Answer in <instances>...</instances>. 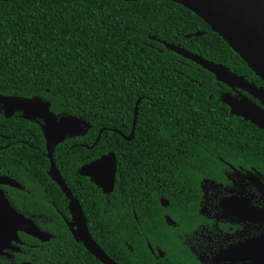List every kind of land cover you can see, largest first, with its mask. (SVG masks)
I'll return each mask as SVG.
<instances>
[{"label":"trees","instance_id":"obj_1","mask_svg":"<svg viewBox=\"0 0 264 264\" xmlns=\"http://www.w3.org/2000/svg\"><path fill=\"white\" fill-rule=\"evenodd\" d=\"M163 41L256 80L204 20L175 2H0V95L40 97L53 113L90 123L86 134L60 143L53 158L70 188L79 182L81 194L76 196L90 231H109L98 233L104 236L103 242L97 238L98 244L123 264L138 260L125 243L142 246L143 235L155 227L149 209L160 196L170 197V188L195 187L216 173L221 159L232 163L246 159L264 172V130L232 116L220 100L226 85L168 50ZM138 100L135 136L127 142L114 130L130 135ZM14 139L27 145L8 146ZM108 152L117 156L118 173L114 192L105 200L78 170ZM37 165L42 169L34 168ZM49 165L42 123L22 112L6 117L0 106V175L34 171L57 187L47 175ZM155 165L161 166L157 173ZM20 235L27 254H19L15 262L0 257V264H75L70 246L58 245L56 237L42 243ZM81 248L92 264H102Z\"/></svg>","mask_w":264,"mask_h":264},{"label":"flooded vegetation","instance_id":"obj_2","mask_svg":"<svg viewBox=\"0 0 264 264\" xmlns=\"http://www.w3.org/2000/svg\"><path fill=\"white\" fill-rule=\"evenodd\" d=\"M243 77L257 87L264 88V83L259 77H256V80L247 79L244 75ZM226 87L227 90L220 96L231 94L240 100L247 97L264 110L263 101L239 88ZM20 143L27 145L26 141L14 139L8 146ZM40 159L38 157V161ZM221 162L222 165L216 170L217 174L202 178L195 187L181 191L170 188L168 190L170 197L157 198L155 207L149 209V217L154 221L155 227L143 235L142 246L125 243L126 248L134 252L138 259L128 264H264V172L249 164L246 159L235 163L221 159ZM160 167L154 166L155 173ZM34 168L42 169L41 165ZM79 170L78 174L81 176ZM4 175L22 186L20 189L0 185V189L5 192L14 209L34 221L41 230L52 234V239L56 237L58 245L68 244L75 264H92L91 258L86 255L81 245L85 249L86 247L76 239L74 231L70 228L69 224L75 222L70 210V199L58 184L53 181L57 186L53 187L43 182L34 171L21 176L18 174L0 176ZM78 183L72 182L74 190L66 185L80 202L76 196L81 194L77 192ZM168 187H171V184ZM101 193L107 200V195L102 190ZM29 204H34L35 207L30 208ZM41 206L44 207L40 209ZM86 221L88 226L87 218ZM98 233L109 231L104 229L90 231L97 244V238L100 242L104 239V236H99ZM20 234L25 233H19L22 243L13 242L10 245L18 247L20 251L7 249L5 253L9 256L0 257L15 262L19 254H27L23 250L26 243ZM101 249L107 254L102 247ZM86 251L90 253L87 249Z\"/></svg>","mask_w":264,"mask_h":264},{"label":"water","instance_id":"obj_3","mask_svg":"<svg viewBox=\"0 0 264 264\" xmlns=\"http://www.w3.org/2000/svg\"><path fill=\"white\" fill-rule=\"evenodd\" d=\"M9 1L15 0H0V2ZM124 1L136 2L144 0ZM166 1L180 4L204 20L212 31L218 34L264 83V0ZM199 35L200 33L195 34V36ZM188 37H192V35ZM153 39L156 40V38ZM162 44L168 50L193 61L212 73L219 83L231 88H239L264 102V88L250 83L245 77L239 76L224 64L206 60L201 55L194 54L180 45L165 41ZM220 100L229 106L231 115L250 121L261 130H264V110L247 97L240 100L231 94H224ZM140 101L138 100L136 103L130 135H123L122 132L114 130L127 142H131L135 136ZM0 106L5 111L6 117H10L16 112H22L23 117L38 119L40 124L42 123L46 139L47 157L50 160L48 175L70 199V210L75 220V222L69 224L70 228L74 231L76 239L81 241L86 249L101 263L117 264L101 249L90 234L81 204L68 189L53 158L55 149L60 143L68 138L86 134L91 127L90 123L84 118L71 114L57 115L53 113L50 103L40 97L27 98L0 95ZM104 130H100L93 146L98 144ZM117 170V156L115 152H108L100 158L83 165L79 173L81 176L89 178L104 194L109 195L115 189ZM0 185L22 189V186L17 181L5 175L0 176ZM20 232L41 242H48L53 238L52 234L41 230L34 221L16 211L6 198L5 192L0 189V255L9 256V254L5 253L7 249L20 251L18 247L10 246L13 242L16 244L22 243L19 237ZM22 264L31 263L24 262Z\"/></svg>","mask_w":264,"mask_h":264}]
</instances>
